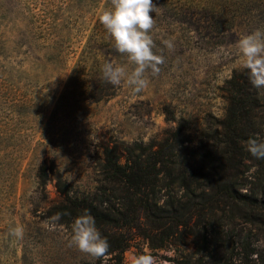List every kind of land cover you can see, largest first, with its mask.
I'll return each instance as SVG.
<instances>
[{
	"label": "rangeland",
	"instance_id": "rangeland-1",
	"mask_svg": "<svg viewBox=\"0 0 264 264\" xmlns=\"http://www.w3.org/2000/svg\"><path fill=\"white\" fill-rule=\"evenodd\" d=\"M153 2V51L165 62L158 76L147 71L148 88L134 93L103 76L106 63L129 73L135 67L100 23L111 0H0V264H133L145 251L158 264H246L241 245L264 253V215L232 201L179 226L162 247H151L161 243L160 234L140 217L138 228L123 229L131 237L123 254L104 259L81 252L71 241L74 222L56 219L55 206L66 195L94 204L117 200L102 173L106 147L118 150L121 162L128 149L155 150L167 137L193 148L220 129L232 77L249 75L239 64L238 41L264 29V0ZM165 39L173 41L171 50ZM255 98V139L264 141V88H255ZM244 163L249 167L241 172L249 170L235 179L232 193L258 192L264 205L260 180L250 176L255 159ZM180 165L173 179L156 183L163 198L186 191L176 179ZM188 166L184 176L192 180ZM145 192L152 197V189ZM17 226L22 239L12 235ZM214 230L224 236L222 246Z\"/></svg>",
	"mask_w": 264,
	"mask_h": 264
},
{
	"label": "trees",
	"instance_id": "trees-1",
	"mask_svg": "<svg viewBox=\"0 0 264 264\" xmlns=\"http://www.w3.org/2000/svg\"><path fill=\"white\" fill-rule=\"evenodd\" d=\"M230 83L226 114L215 134L203 135L199 143L189 150L179 146L176 138L167 137L155 150L146 149L147 152L137 154L128 149L130 156L124 162L117 156L118 150L106 147L102 173L112 183L110 189L118 195L117 200L112 204L111 200L94 204L86 198L66 195L63 203L55 206L56 213L63 215L66 222H74L85 214L92 216L97 229L110 243L109 253L118 256L129 246L131 238L124 235L123 229L138 228L140 217L149 221L151 232L160 234L161 243L151 245L154 248L162 247L175 235L179 226L188 228L192 218L213 216L227 201L246 204L255 213L264 215V205L262 199L257 198L258 192L232 193L235 179L249 170L241 172L244 167H249L244 159L253 158L257 169L250 176L260 180L259 192L264 194V159H257L247 150L249 139L260 133L254 120L259 107L255 87L248 74L242 78L234 75ZM176 163L181 164L176 179H180V187L186 191L177 199L163 198L166 194H160L162 184L157 191L154 190L155 185L160 180L175 177L173 169ZM184 164L193 168L192 180H186ZM195 181L204 182L200 189L190 187ZM60 187L65 192L62 185ZM146 188L152 189L151 198H147ZM104 203L106 206L101 211L100 206ZM214 231V243L222 246L224 236L220 231ZM241 253L246 264H264V253L251 249L247 244L241 245Z\"/></svg>",
	"mask_w": 264,
	"mask_h": 264
},
{
	"label": "clouds",
	"instance_id": "clouds-1",
	"mask_svg": "<svg viewBox=\"0 0 264 264\" xmlns=\"http://www.w3.org/2000/svg\"><path fill=\"white\" fill-rule=\"evenodd\" d=\"M113 7L105 10L99 17L100 23L114 39L115 48L121 54H127L128 61L135 67L129 73L126 66L114 63L103 65V76L113 86L122 82L132 87L134 93H140L149 86L145 73L151 71L158 76L161 65L165 62L163 55L153 51L155 43L150 34L156 20L152 13H157L158 6L153 0H111ZM162 43L171 50V39ZM239 64L249 71V78L257 89L264 88V29L242 36L238 41ZM247 150L257 159H264V141L250 138ZM60 218L57 214L56 219ZM12 235L22 239L24 230L21 226L11 230ZM72 243L83 253L95 259L107 257L110 249L108 239L102 236L90 215H82L72 225ZM133 264H158L155 256L145 251L134 258Z\"/></svg>",
	"mask_w": 264,
	"mask_h": 264
}]
</instances>
